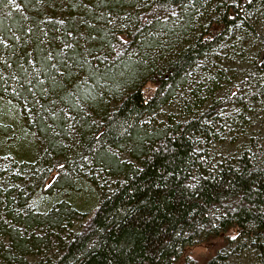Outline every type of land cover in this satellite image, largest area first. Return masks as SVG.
I'll list each match as a JSON object with an SVG mask.
<instances>
[{
    "label": "trees",
    "instance_id": "trees-1",
    "mask_svg": "<svg viewBox=\"0 0 264 264\" xmlns=\"http://www.w3.org/2000/svg\"><path fill=\"white\" fill-rule=\"evenodd\" d=\"M54 2L15 0L18 9H14L13 2L0 0V106L6 104L0 108V133L9 132L13 118L8 104H12L49 148L58 147V136L66 132V116L58 105L79 115L74 97L84 100L83 91L88 89L98 118L90 123L95 115H81L76 151L81 157L92 156L93 166L120 177L92 209H83L78 228L73 227V219L81 211L75 210L73 198L56 195L42 203L44 208L37 207L33 198L52 194L55 187L71 186L72 179L62 171L46 184V169L30 165L29 178L0 185V237L9 238L7 246L0 238L4 261L0 264L24 262L15 252L28 253L37 244L55 247L53 255L38 264H219L223 249H229L235 239L233 233L237 239L248 236L247 244L264 264V147L249 142L233 158L214 161L202 148L215 132L207 119L211 111L172 121L155 133L140 131L144 116L155 111L176 83L182 82L185 71L239 21L262 38L254 71H264V34L255 28L250 14L264 8V0H221L200 31L177 52L173 47L180 32L174 28L180 27L182 33L191 29L192 11L184 12L187 18L178 27L161 20L177 7L191 3L196 7L204 0H147L142 8L127 13L132 29L112 30L111 35L92 24L97 10L130 8L132 0ZM82 30L88 41L86 50L72 37ZM150 31L149 38L161 50L160 61L140 50ZM155 32L159 33L156 37ZM93 33L97 35L94 40ZM60 41L68 44L64 46L67 61ZM113 41L118 51L110 57ZM164 43L167 48L162 47ZM135 44L143 59L129 55L128 49ZM74 67L85 73L86 78L79 77L84 82H78ZM251 82L255 93L264 91V79ZM245 98L244 93H231L211 109L219 111L230 103L243 106ZM130 141L135 142L130 150L136 163L122 161L115 153ZM41 227L44 236L35 234ZM216 242L221 246L202 263L188 255L193 246L210 247Z\"/></svg>",
    "mask_w": 264,
    "mask_h": 264
},
{
    "label": "rangeland",
    "instance_id": "rangeland-1",
    "mask_svg": "<svg viewBox=\"0 0 264 264\" xmlns=\"http://www.w3.org/2000/svg\"><path fill=\"white\" fill-rule=\"evenodd\" d=\"M9 1L10 3L13 2L14 5L11 6L14 9L16 7L18 9L15 0ZM132 1L134 4L130 8L127 7L128 9L122 7L112 11L97 10V17L95 20H92V24L102 28L106 33L109 31L112 32V30L132 29L133 25L128 20L127 13L140 9L141 5L147 0ZM220 1L204 0L202 5L199 4L196 7L192 3L186 7H177L161 20L164 24L168 23L171 25L172 28L174 26L178 27L180 25L179 22L187 18L184 12L192 11L191 19L193 26L191 29H186L183 34L181 32L183 29L181 30L180 27L174 28L180 32L174 42V51L177 52L180 48L187 45L189 39L193 38L200 31L202 25H205L206 20L215 12L217 4H221ZM56 3L55 0L54 4ZM54 4H50V11ZM60 8L63 12L64 7L62 6ZM263 9L257 8L250 13L251 21L255 25V28L262 34H264ZM63 15L64 12L58 18L61 19ZM76 17L77 19L79 18L78 14ZM158 34L155 32V37ZM90 36L93 40L97 37L94 33ZM150 36H152V31L145 36V39L148 40L144 42L140 50L146 51L149 57H152L151 59L160 61L162 60L161 50L157 47L155 41L152 42L153 37L149 38ZM72 37L78 41L81 49L87 47H84L88 42L87 39L85 41L84 30L73 33ZM58 38L62 40L63 36L58 35ZM261 39L253 29L244 25L242 21L232 26L211 50L185 71L182 82L176 83V88L173 90V93L168 95L155 111L147 113L144 116L140 131L144 133H155L167 127V124L172 121L211 111V115L207 114V117H209L207 119L208 121L210 120V123H213L215 132L212 134V137H207L203 142L204 145L202 148L208 151L209 156L214 161L222 162L228 158H233L240 148L249 142L255 141L259 143L258 145L261 144L264 147V91L255 93V89L253 88L254 82H251L256 79H261V81L264 79V71L260 73L254 71L257 59L256 52L261 44ZM165 40L166 37L162 38L161 42H165ZM43 41L46 42L44 38ZM65 43L66 41L61 43V53L64 59L66 56L64 50L67 47L66 45H68H65ZM111 43L113 48L110 49L111 52L108 54L110 57H114L116 56L118 47L116 42L113 41ZM174 43L171 45L173 46ZM135 45L130 46L128 49L129 55L133 56L132 59H143L140 57L138 45ZM167 45L164 43L162 47L167 48ZM171 45L169 44V46ZM48 52L50 59H53V54L50 51ZM84 56L88 57L87 54ZM150 58L148 60L149 62L151 60ZM159 58L161 59L159 60ZM65 61L67 60L65 59ZM73 70L76 75L78 74V77L76 76L78 82L83 80L82 78L79 79V77H87L77 67H74ZM80 72L81 74H79ZM85 91L86 93L83 91L84 100L79 95L74 97L75 103L79 104L82 114H76L73 109L63 104L62 106L58 105V108L66 116V132L58 136V147L52 145L49 148L39 132L34 127L28 125L12 104H8V107L10 106L9 113L11 112L13 118L9 120L11 122L9 132H6V134L0 133V185H3V187L4 185L11 186L15 182L13 179L18 180L19 177L29 178L33 173L32 166L30 167V165H34L33 167L36 170L37 168L40 170L46 169V184L53 180L58 171H62L65 176L70 177L69 180L72 179V182L69 183H72L71 186H66V188L62 187L60 188L61 191L55 187L52 194L47 195V193L42 196L43 194L41 193L39 198H33L36 199L37 207L39 206L40 208L45 207L42 205L45 200L48 199L47 201H49L51 197H56V195L63 197L70 196L73 198L75 210L80 209L79 211H81L78 214L76 212V219H73L74 228L80 226L82 222L81 218L84 216L83 211L92 209L102 193L112 190L114 183L120 177H113L101 167L93 166L95 165L94 158L89 154H85L82 157L80 155L78 156L76 151L79 139L78 126L81 124L82 116H94L93 108H95V111L97 110L91 96L93 93L88 89ZM231 93L246 94V104L242 106L239 103H230L221 107L219 111L211 109V105L214 102L225 101ZM109 97L108 101L112 105L114 100L111 95ZM4 105L6 106V104H2L0 108L3 109ZM48 118L50 119V117ZM97 118V115L94 118L91 117L90 123L97 121ZM134 143L130 141L123 148L115 151L122 161L137 162V159L134 158L131 152ZM94 180L96 181L94 182ZM40 201L41 204L39 203ZM35 234L44 236V228L36 229ZM233 235L235 239L231 242L232 245L230 248L228 247L229 249H223V256L220 258L219 264H262L258 261V252L256 249L249 245V243L247 244L249 237L242 235L237 239L234 233ZM2 239L7 246L9 244V238L4 237ZM52 242L53 239L50 244H53ZM219 244L220 242H216L213 245L211 244L210 247L207 245L193 246L189 249L188 255L193 257L196 262L202 263L215 252ZM31 248H34V250L30 249L28 253L24 252L19 254L15 252L19 257H23L24 262L20 261V264H38L41 261H45L49 256H52L55 250L54 246L46 248L45 244H37ZM0 262H4L2 256H0ZM14 262L16 261L14 260Z\"/></svg>",
    "mask_w": 264,
    "mask_h": 264
}]
</instances>
